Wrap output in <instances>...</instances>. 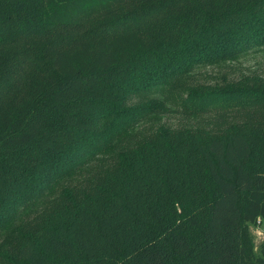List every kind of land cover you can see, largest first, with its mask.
Wrapping results in <instances>:
<instances>
[{
    "label": "trees",
    "instance_id": "16d2710c",
    "mask_svg": "<svg viewBox=\"0 0 264 264\" xmlns=\"http://www.w3.org/2000/svg\"><path fill=\"white\" fill-rule=\"evenodd\" d=\"M262 51L264 0H0V264H264V74L193 80Z\"/></svg>",
    "mask_w": 264,
    "mask_h": 264
},
{
    "label": "rangeland",
    "instance_id": "374dc122",
    "mask_svg": "<svg viewBox=\"0 0 264 264\" xmlns=\"http://www.w3.org/2000/svg\"><path fill=\"white\" fill-rule=\"evenodd\" d=\"M230 68L225 67H204L197 69L195 74L193 75L194 81H200V82H214L215 78L222 75L225 71H227V74L229 76H239L241 73H246L249 70H259L261 73L264 74V51L253 53L251 55H248L246 57L241 58L239 61L231 63ZM170 110L175 107L172 103L169 101L167 102ZM179 112V111H178ZM178 113H171V119L177 118ZM260 226V227H258ZM257 231H262L263 233L260 234ZM250 232L253 236V242L255 245V248L259 246V244L264 240V222L262 225L254 224L250 227Z\"/></svg>",
    "mask_w": 264,
    "mask_h": 264
},
{
    "label": "built area",
    "instance_id": "2783aa9c",
    "mask_svg": "<svg viewBox=\"0 0 264 264\" xmlns=\"http://www.w3.org/2000/svg\"><path fill=\"white\" fill-rule=\"evenodd\" d=\"M256 224H257V225H262V224H263V221H262V219H261V218H259ZM258 227H260V226H258ZM257 232H259L260 234H262V233H263L262 231H257Z\"/></svg>",
    "mask_w": 264,
    "mask_h": 264
}]
</instances>
